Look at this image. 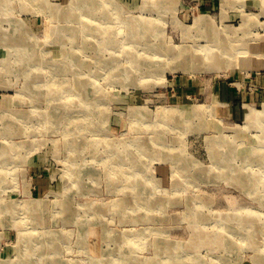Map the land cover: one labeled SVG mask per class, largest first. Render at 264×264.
Listing matches in <instances>:
<instances>
[{
    "label": "rangeland",
    "instance_id": "obj_1",
    "mask_svg": "<svg viewBox=\"0 0 264 264\" xmlns=\"http://www.w3.org/2000/svg\"><path fill=\"white\" fill-rule=\"evenodd\" d=\"M6 6L0 9V264L22 263L26 253L33 255L30 264H123L132 257L148 264L159 247L169 255L170 245L177 257L189 248L204 263L260 264L264 179L257 182L252 172L264 169V0ZM133 17L149 24L144 47L129 35ZM229 38L247 51L219 55L213 69L194 60L183 70L176 59L150 56L171 45L230 47ZM126 70H133L128 79ZM163 107L184 112L158 116ZM216 137L227 144L217 147ZM232 151L238 185L224 176L232 173ZM216 154L226 157V167L215 163ZM195 208L199 213L191 215ZM248 208L258 214L248 229L237 227L247 231L233 237L238 248L229 252L213 242H228L227 230ZM23 235L34 250H25Z\"/></svg>",
    "mask_w": 264,
    "mask_h": 264
},
{
    "label": "bare ground",
    "instance_id": "obj_2",
    "mask_svg": "<svg viewBox=\"0 0 264 264\" xmlns=\"http://www.w3.org/2000/svg\"><path fill=\"white\" fill-rule=\"evenodd\" d=\"M11 2H13V0H2V2H0V4H2L0 6V9L1 8H5L6 10H8L9 7L6 6V4H10ZM87 3L88 2L82 3V4H87ZM133 18H134L133 21H137V22H135V25H134L135 26V31H133V29L130 28L129 35H131L133 37H137L138 36V42H140V44H142L143 47H144V43L142 41H144L145 35H148V33L150 32L149 27L145 28V25L149 26V24L146 23V21H145L146 19L138 21L137 18H135V17H133ZM142 24H143V27H141ZM106 32H107V30H106ZM109 33L112 35L113 34V30H111ZM108 37H110V36H108ZM108 39L110 40L111 37L108 38ZM108 42H110V41H108ZM228 42H229L230 47H225L224 46L225 42L220 41V43H215V44H212V45H194V46H189V45H185V46L171 45L169 47L168 51H162L161 49L152 50L153 47H150L147 50L144 49L143 52L147 54V53L151 52V51H148V50H152L153 53H151L150 56H155V58L157 60H163V58H166L167 62H169L170 60L176 59L177 61H179V64H176V67L177 66H182L183 68H185L186 66L192 65V62H195L194 60H196V61H200L201 62V69H209V68L213 69V68L216 67L215 60L218 59L219 55H225V54H231L232 53V56L235 57V54H233V52L240 51V53H245L247 51L244 48H242V46H237L235 44L233 45V41L230 38H229ZM130 47H133V46H130ZM123 48H126V47H123ZM108 49H109V47H108ZM21 50L23 51V53H27V52H29L30 49L28 47H26V46H22ZM133 51L135 52L134 58L135 59H139L140 58V54H142V52L137 51L136 46H134V50ZM122 52H123V50H122ZM124 53H125V51H124ZM263 54H264V52H263ZM238 55H241V54H238ZM214 58H215V60H214ZM131 60L133 61V59H131ZM181 60H182V62H181ZM207 61H209V62L206 64ZM202 63H203V66H202ZM129 65H131L133 67L132 69H135L136 72L140 71V67L135 65V63H129ZM205 65H209V68H207ZM183 70H186V68L183 69ZM194 70H195V68H194ZM132 73H133V70L131 72L129 70H126L125 73H124L125 75H127L126 79L131 77ZM83 98H88V96L84 94ZM47 99H48V97H47ZM90 100L93 102L94 98L92 97V99H90ZM193 111L194 112H196V111L198 112V111H200V108H195V110L193 109ZM178 112H182L183 113L184 111L181 110V109L180 110L176 109V108L163 107V108H161V109H159L157 111V114H158V116L162 115L163 117H168V116H173V114L176 115V114H178ZM131 113H136V112L132 111ZM90 126H92V124H90ZM212 141L217 147L220 146L221 148L223 147V145L227 144V142H226L227 140H224L221 137L213 138ZM258 147H259V145H258ZM234 151H236V150H234ZM234 151L230 152V154L227 156V158H228L227 161L229 163H231L230 164L231 165L230 169H231L232 173L229 172V174L224 175V176L227 178V180H230L235 185L236 184L238 185V183H236L237 182V175H235L237 168L235 166H233L234 165L233 157L235 155H237L236 154L237 152L234 153ZM223 157L218 156V154L214 155V157H213L215 163L218 166H220V167L221 166L226 167L228 165V163L226 162L225 159H223ZM224 158H226V157H224ZM262 162H263V165H264V158L262 159ZM258 164L260 165L259 162H258ZM252 173L254 174V177H255L257 182H260V181H262L264 179V169L256 171V172H252ZM36 206H37V208H39L40 204L37 203L36 205H34V204L23 205L22 206V210L28 212V208L29 209H34ZM196 211H198V213H199V209L195 208L192 211H190V214L193 215L194 213H196ZM246 211H247L246 213H242L241 215H238V221L239 222H237L236 226H231L232 229L227 230V232L229 233V237H230V240H228V242H225L223 239H214L213 242H218V244L222 248H224V247L228 248L229 252L231 250H235L236 246L238 248V243L233 237L239 236V235H242V234H246L247 231L244 228H247V229L249 228V222L248 221H250L251 219H254L256 214H258V213H255L252 209H249V208L246 209ZM192 223L194 225L198 226V223H196V222H192ZM237 227H244V228L237 229ZM19 234L22 235V230L19 231ZM23 239L25 240V245H24L25 246V250H27V252H28L29 251V247H30L29 246V244H30L29 241H31V240H28L26 237L24 238V235H23ZM227 243H228V246H227ZM166 247H168V246H166ZM34 249H35V247H32L31 251L34 250ZM176 249H177V247H175L173 245H170L169 248H168L169 255H166V251H162V250L160 251V247H159L158 248V253H156V255L150 259V262L148 264H211L209 262L204 263L203 261H201V259L199 258V256L197 254H196L197 257L195 258V256H194L195 253H194L193 256L190 255V253H192V251H190L189 248H187V249L181 248V254L179 255V257H177V254L175 253ZM177 258H178V260H177ZM32 259H33V255L30 256L29 253H26V254H24L23 262L21 263V262L18 261L15 264H30L29 260H32ZM96 260H97L96 258H93L92 262H94ZM41 263L42 262H40L39 264H41ZM97 263L98 262H96L95 264H97ZM259 263L260 264H264V257H263L262 254L259 256ZM4 264H13V262L12 261H8V263H4ZM123 264H139V263H138V259L137 258L132 257V258H128V259L125 258L123 260Z\"/></svg>",
    "mask_w": 264,
    "mask_h": 264
}]
</instances>
